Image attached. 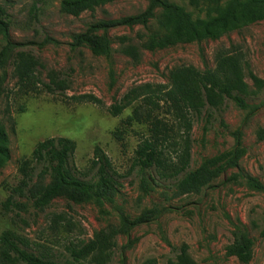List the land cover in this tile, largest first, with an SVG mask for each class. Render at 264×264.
Returning a JSON list of instances; mask_svg holds the SVG:
<instances>
[{"label": "rangeland", "instance_id": "1", "mask_svg": "<svg viewBox=\"0 0 264 264\" xmlns=\"http://www.w3.org/2000/svg\"><path fill=\"white\" fill-rule=\"evenodd\" d=\"M63 1L0 0L9 23V41L21 45L0 70V126L7 135L9 152V160L0 166V236L10 233L28 254L55 264H98L91 256L78 263L71 250H79L100 232L119 227L122 220L152 211L148 222L114 237L115 246L107 252L104 264H120L122 257L126 264L151 258L166 264L180 247L186 248L195 264H264V190L253 188L247 180L253 178L264 187V85L258 90L252 81L255 77L264 82V17L260 13L252 19L253 6L244 15L240 12L252 0L197 5L190 0H164L183 9L197 30L211 21L217 25L219 19H225L230 29L213 39L150 52L141 44L151 32L162 35L176 29L175 22L161 27L158 21L165 18L155 9L145 27H117L107 32L112 48L108 58L86 46L71 48L72 36L97 21L138 15L146 9L147 0H100L78 16L65 13ZM218 29L215 26L213 31ZM121 37L128 40L121 43ZM4 43L0 35V50ZM127 45L137 48V61L122 52ZM19 52L36 60L34 92L17 84L14 63ZM224 54L238 58L249 92L246 109L224 99L218 107L196 116L187 110L177 112L158 94L153 97L154 105L138 98L120 114H111V107L122 104L131 90L166 86L175 69L213 71L217 56ZM50 77L66 83L63 95L45 91L43 84ZM80 95H92L100 103L71 100ZM155 122L164 125V137L156 145L169 174L175 165L179 167V157L188 148L185 172L162 179L154 169L141 176L133 167L140 143L156 138ZM237 130L241 154L236 167H226L198 192L175 196V185L184 174L203 165L210 170L224 166L235 148ZM114 133L122 140H116ZM50 138L74 143L70 165L89 184L96 181V169L90 166L98 147L110 163L114 195L80 203L59 195L42 207L34 206L26 189L47 185L49 179L37 177L41 166L32 159V151L36 143ZM142 177L146 188L141 185ZM235 228L252 241L251 258L246 262L226 254Z\"/></svg>", "mask_w": 264, "mask_h": 264}, {"label": "trees", "instance_id": "2", "mask_svg": "<svg viewBox=\"0 0 264 264\" xmlns=\"http://www.w3.org/2000/svg\"><path fill=\"white\" fill-rule=\"evenodd\" d=\"M98 1L100 0H66L62 2L61 8L67 14L78 16L82 10L91 8ZM210 1L218 3L219 0H190V3L197 5L200 2ZM147 2L146 9L138 15L89 24L84 31L72 36L71 48L86 46L95 53L108 58L111 55L112 48L107 32L117 27H145L148 21L153 18L155 9H160L164 15L165 19L158 21L161 27H166L169 23L175 22L176 29L171 33L162 35L151 32L141 44L143 49L150 52L175 44L213 39L220 33L230 29L224 22L225 19H219L216 21L217 25L214 21H211L201 30H197L193 27L189 15L180 7L164 0H147ZM250 6L254 7L249 14H252V19L259 18L260 13L264 17V0H252L247 3L240 11L242 15L246 12V8ZM230 16L232 17V13H230ZM215 26H218V31H213ZM8 29L9 23L6 20L5 11L0 6V35L5 40L4 46L0 50V70L10 53L21 46L9 41ZM120 40L121 43H124L128 39L121 37ZM122 52L134 61L139 58L138 50L133 45L125 46ZM35 66L36 60L33 56L26 52L17 53L14 63V76L17 84L23 88H28L32 92H34V87L38 83L34 74ZM168 80L169 84L166 86L154 85V88H152L150 85H143L131 90L122 98V104H115L111 107V114L113 116L120 114L132 101L138 98H142L150 106L154 105L153 97L158 94L167 100L177 112L187 110L196 116L209 108L218 107L224 99L232 100L239 108H247L245 98L249 92L242 80L238 58L234 55H218L217 65L213 71L205 69L202 73H199L192 67L172 70L168 75ZM252 81L258 90L264 85L263 81L255 77H252ZM43 87L48 94L63 95L67 90L66 83L56 77H50L48 83L43 84ZM147 93H150V95H146ZM71 100L93 104L100 103L92 95H80L72 97ZM163 126L159 122H155L154 127L157 134L155 140L146 139L142 141L135 151L133 167L137 168L141 176L147 171L154 169L160 178L166 179L168 176L174 177L185 172L188 166V148L185 147L179 157V167L175 165L172 173L169 174V166L162 158L156 145L160 140L159 138L164 137ZM185 128L189 130L190 125L188 122L185 123ZM239 135L240 131L237 130L235 148L231 153V158L225 162L224 166L210 170L206 165H203L193 172L184 174L175 185L174 195L183 196L190 192H198L200 188L206 186L226 167H236V162L241 154L238 148ZM114 136L116 140H122L118 133H114ZM262 136H264V133H262ZM7 144V135L0 126V166L9 160ZM74 150V143L66 138H50L36 143L32 151V159L41 166L37 177L44 179L47 176L49 183L47 185H33L26 189L27 197L32 200L34 206L42 207L50 199L59 195L69 196L75 203L90 199L107 200L114 195L115 182L112 178L113 173L110 169V163L100 149L95 147L93 151V161L90 166V169H96V181L93 184L86 183L76 176L77 171L70 165ZM247 180L253 188L264 190V187L255 179L247 177ZM141 185L146 188L144 177L141 179ZM26 186L24 185V188ZM16 207L20 208L19 205H16ZM152 215L153 212L150 211L133 220H122L119 227L108 232H100L79 250L72 249V258L79 263L87 256H91L98 264H104L103 261L107 258V252L115 246L114 237L117 234L127 235L132 228L148 222ZM262 235L264 236V231ZM13 240L14 237L8 232L0 236V264H55L28 254L15 244ZM251 246L252 241L248 235L240 228H235L233 242L227 247L226 254L246 262L251 258ZM124 248L126 247L123 246L122 250ZM174 251L173 258L167 260L166 264H195L187 254L185 247H180ZM120 264H126L124 257L121 258ZM141 264H157V260L154 258L146 259Z\"/></svg>", "mask_w": 264, "mask_h": 264}]
</instances>
